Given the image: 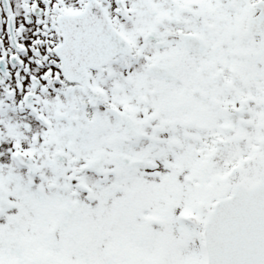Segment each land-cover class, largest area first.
Returning <instances> with one entry per match:
<instances>
[{"label":"snow or ice","instance_id":"6c2138e0","mask_svg":"<svg viewBox=\"0 0 264 264\" xmlns=\"http://www.w3.org/2000/svg\"><path fill=\"white\" fill-rule=\"evenodd\" d=\"M0 264H264V0H0Z\"/></svg>","mask_w":264,"mask_h":264}]
</instances>
